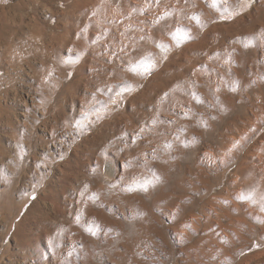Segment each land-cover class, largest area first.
Listing matches in <instances>:
<instances>
[{"label": "rangeland", "instance_id": "rangeland-1", "mask_svg": "<svg viewBox=\"0 0 264 264\" xmlns=\"http://www.w3.org/2000/svg\"><path fill=\"white\" fill-rule=\"evenodd\" d=\"M80 1H83V0H80ZM111 1L115 2V0H111ZM35 3H37L36 0L35 1L33 0L32 2H30L31 6L33 4L36 5ZM43 4L41 3L42 7H40V4L37 6V8L36 6H34V8L37 9L38 16L41 19H39L38 16L36 18H38L39 20H42V21H38L39 22L38 24L41 23V25H36L34 27V29H36L34 30L35 31L34 33H39L41 32V30L42 31L45 30L49 32L47 28L48 25H46L47 17L45 14V12H47L46 9L48 7L43 6ZM25 5L27 6L28 4H26V1L24 0H0V264H21L22 259H23L22 258L23 253L28 252L30 248L31 249L34 248V244L36 243L35 240L38 239V235H40V233L44 231L45 227L47 226L45 230L53 228L54 226H55L54 227L55 229L57 223L64 224L63 222L64 220L66 222L70 220L69 223L65 222L66 223L65 226H63L62 224L63 226L62 229L63 228L67 229L66 232L63 229L66 234L67 233L72 234V232L73 233L75 232L78 234L80 233L78 237L79 240L74 239L75 241L78 240L80 242L74 241L73 242L74 245L69 244L70 246L69 248H71L70 250H72V251H69L70 253L68 254L69 264H74V263L81 264L82 262L83 263L85 262V264H87V262L88 264H91V262L97 263V264H104L105 261L103 260V258L98 257V255L105 254L106 252H107L106 255L108 254L109 256L108 264H116V263L118 264V261H119V264L120 263L121 264H125V263L126 264H186V263L191 264V262L192 264H264V208H262V205H264V192L259 189V181L264 179L263 178L264 168L259 166L260 160L262 161V159H264V128H263L264 127V121H263L264 120V117H263L264 116V110H263L264 109V106H263L264 97H260L261 99L258 98L257 96L259 94L256 96V92H255L257 91L258 93H260V95L264 94V76H263L264 67H262L263 65L257 67V70H256V67L254 68V66L252 65H246L245 62L247 59V55H246L247 51L243 53L242 55L239 54L238 56L231 55L230 57L229 56L222 57V59L228 61L229 64L231 65L230 71H227L224 68H219L213 62L212 64L215 67L212 65L213 67L208 68V69H211V68L214 69L216 67L219 68V69L218 68L215 69V71L211 70L214 72V74L210 73V75H215V74L217 75L218 73H222L223 71L226 73V74L223 73L222 74L223 76L221 74H218L222 76L221 78L224 77V79L219 78L220 81L222 80L220 82L221 83L220 88H222L220 91H219V86H218L219 84L211 85L212 86L211 88L209 85V82L206 83L209 80L207 78L209 75L206 76V73H203L200 76L202 79V83L204 82L203 79H205L206 77L205 82H204L206 83V86L205 87L200 86L198 87V89L195 88L197 89V93H194L195 90L194 92L192 91L193 93H190V94H193L192 97H189L188 95H186L187 92H183V91L176 92V90L174 89V86L169 91L172 92L175 90L173 95H175L174 97H176L177 99H175L173 95L170 96L171 92L169 93L166 92L168 87L167 89L164 88L165 91L163 90L165 92L164 96L166 93L169 94V96L168 94H166L167 96L165 97L167 98L163 97V95L160 96L163 93V91L159 90L160 92H162L160 93L157 89L151 88L153 92L150 89L151 92L150 91L148 92L150 93L148 95L149 98L146 99V102L148 100L150 102L146 103V102H139V100L135 101L137 113L134 115L135 117H133V114H130V112L126 111V106L128 105L131 99L135 98L136 96L137 97L141 96V92L143 94L144 91L150 87V85L148 87L149 80H147V83H145L146 81L145 79L144 81L139 82L140 80H143L142 74H141L143 70L142 69L143 65L142 64L140 66L134 65L135 62L137 61V58L142 56L141 55L142 48L139 47L140 49L138 50L137 57L133 60L134 62V64L132 65L133 70H129V72L131 71L129 73L131 77L128 74L127 78H124V80L122 79L121 80L122 82H118V84L115 85L117 87L118 85H120L119 87L121 89L125 88V89L119 90L120 88L118 87V91L115 90V93L112 96V97L119 96L121 98L122 104H120V106H118L114 111H112L109 114V116L107 115L103 117L104 119L102 117L98 119V117H100L99 115H101L100 113H103L108 108L106 101L105 102L101 101L100 104L98 102L99 106H97L98 104L94 103L93 106L95 107H91L92 105H90V108H86L87 111L85 113L82 112V114H80L81 111L79 109H81L80 107H82L79 104L80 102L77 101L78 102L77 103L76 101L72 102L69 100L71 95L73 96V98L76 97L75 99H77L80 95H82L79 93H81V89L87 84V81L90 77L89 72H87V70H83L82 68V65L84 64L83 62H80L82 63L81 65L79 63L78 65H75V64L66 65V67H64V64H62L63 70H58L54 68L51 71L44 72L42 71V69L44 68L45 62H43L42 60L43 58H42L41 59L42 61L38 60V63L36 65V66L39 65L37 67L38 69L35 68L34 69L35 73H32L33 69L32 71L30 68H26L27 70L25 68L21 69L19 63L11 61V57H10L11 53L8 52L7 50V45L9 41L12 39L14 40V42L17 41L16 43L17 45H19L21 38H22L21 36H27L29 32V30L27 29L28 24H29L28 17H27L28 21L22 20V14H23V10H25ZM245 10H246V7L244 6L242 8V11H245ZM29 15L30 13L28 14V16ZM238 15H239L238 11L234 12L231 15L230 21L237 18ZM30 16H33V14ZM134 17L136 18L135 12H134ZM263 18H264V12L261 18V21L264 23ZM25 22H27L26 23L27 25L25 24ZM24 24L26 28H24ZM37 26L40 28V30H38L39 28ZM40 26H42V29ZM78 26L79 27L85 26L84 27L85 32L88 30V27H87L88 25L84 23L82 19H80V23ZM32 32H33V29H32ZM142 34L143 33H139L140 36H142ZM130 35H134V34L131 33L129 34V36ZM155 36L159 38L158 34H155ZM262 36L264 38V34ZM133 37H132V40H133ZM152 48H155V50L159 49L155 45H153ZM152 51L153 50L150 48L147 49V54L151 53ZM63 55L67 56L66 53H63ZM204 60L205 59H203V61ZM247 66H249L248 69H247ZM253 68L255 70H253ZM216 70L217 71L223 70V71L217 72ZM135 71H138L139 73ZM253 71H255V74ZM257 71L258 72L261 71L259 72L260 75ZM232 72L236 73L234 74L236 75V77L233 75ZM52 73L56 74V76L59 74L61 75L65 74L68 76L65 82L63 83L62 88H59V89L55 88V82L53 78H51L50 76ZM132 77L133 79H135L134 81L137 80L138 82H134L133 79L131 81ZM234 77L237 79H235ZM258 79L260 83L259 82L257 83ZM47 80L49 81V85L47 84L44 85ZM130 82L132 83L130 84ZM227 84H230V85H227ZM258 84H261L260 87ZM163 85H164V82H163ZM167 85L171 88V85L169 84ZM143 87L146 89H144ZM207 87L210 88L209 89L210 91L206 89ZM257 87H259L263 93ZM261 87L263 89H261ZM216 88L218 89L217 90L218 95L222 94L223 96L222 100L218 99V97L220 98L221 95L217 96V99L215 100L216 97L213 96V91ZM44 90L47 91V93ZM129 90H131L129 97L127 98L123 97V95H125L124 93L129 92ZM202 90L203 92H205L204 94H206L209 99L204 98L201 95H200L201 97L199 96ZM156 91L159 93V95ZM206 91L208 92V94ZM120 92L123 95H121ZM154 92L157 93V95ZM240 92H241V95H240ZM175 93H178V94L176 95ZM39 94L41 98L39 97ZM254 94L257 98L254 96ZM177 96H179L180 98ZM32 97L33 98L35 97V99L32 100ZM66 97L67 99H65ZM159 97H163V98H159ZM169 97L170 98L173 97V98H171L170 100ZM213 97H214V100L212 99ZM197 98L198 100H195ZM161 99L163 100L161 101ZM165 99H167V101ZM164 100L165 102L162 103ZM254 100L255 102L256 101L257 102L255 103ZM157 101H159V103ZM186 101L191 102L194 105L196 110L201 109L200 112L202 113L205 119L202 120L203 117L201 113L200 114L195 113L193 115H192V113H194L193 111H190L189 114L182 113L181 108L183 107ZM258 101L263 102L262 103L263 105H258V104H261ZM73 103L74 104L76 103L75 108H74ZM160 103L162 104L160 105ZM173 103H175L176 105L179 104L180 106H182L179 109L180 111H177V112L175 111V108H174L175 105H172ZM181 103L183 105H181ZM170 104H171V107H170ZM207 104L209 105V108L207 107ZM256 105H258L257 107L259 109L255 107ZM145 106L148 107L147 108L148 110H145L146 109ZM162 106L164 107V109ZM262 106H263V109H262ZM260 108L263 110V112ZM91 109L93 110L91 111ZM172 109H174V112ZM209 109H212V110H209ZM83 110L85 109H82V111ZM161 110L166 114L167 113L169 115L171 114L170 117H167V115H164V113ZM255 110H257L258 112ZM93 112H97L96 113L97 116ZM88 113L90 115L92 114L94 115L92 117L90 115L87 116ZM148 113H149V117L147 115ZM154 116H156L157 118ZM153 117L156 118L157 120L153 119ZM164 117L169 118V119L163 120V119H166ZM255 117L257 118V121L253 120ZM147 118L148 119L150 118L153 120L149 119V122H148ZM27 119L31 120V122H26ZM121 119L124 121L122 122ZM189 119H191V121ZM126 120L127 121L130 120V122L133 121L132 123L141 127V129L139 127L136 129L137 133H135L134 135L135 141L133 142L134 144L132 142L130 143L131 146L125 145V142H124V141L131 140L130 137L133 134L131 133V131L128 130L129 127H127L128 131H125L126 129L125 122H127ZM160 120L161 121L163 120V121L161 122ZM120 121L122 124L120 123ZM135 121L137 122L135 123ZM251 121L253 123H251ZM258 121H260V123L257 126L259 127L260 130L256 127V125H254V123L256 122L255 124H257ZM84 122H86L85 123L86 125L84 124ZM147 122L149 124H147ZM167 122H170L169 124L171 127L169 126V124H167ZM123 123H124V126H123ZM43 124L44 126L48 125V133L46 134L42 132V129L44 127L42 126ZM134 124H132V126ZM249 124H251L252 126ZM136 125H135V128L137 127ZM247 125H248V128L250 129L247 128ZM52 127H53V130H52ZM255 127L258 130L257 129L254 130ZM148 129L149 131L152 130L153 132L151 134H148L149 133V132L147 133ZM154 130L156 132H154ZM161 130H162V133L164 134L161 133ZM252 130L256 132V134L253 133ZM60 133L61 134L63 133V134L61 135ZM64 133L67 135H65ZM159 133H161V135ZM237 133H241V134L237 135ZM71 134H72V137L74 136L76 138L74 139L71 138ZM144 134L145 135L148 134V135L145 136ZM153 135H155V137ZM187 135H191L190 138L195 143V144H192L190 147L188 146V144L191 142V139L188 140L187 142H183L182 140V138H185ZM195 135H197L200 138H198ZM56 136L58 137L56 138ZM59 136L60 137L63 136V137L60 138ZM143 136L145 137L152 136L153 139L151 137L149 138L151 142H153L154 138L158 136L156 140H154L153 142L157 146L154 144L153 145L156 146L157 148L158 147L160 148L158 149H156V147L154 148L151 142H149L148 139ZM161 136L164 138V140ZM234 136L236 137L237 140L232 138ZM237 136L239 137L237 138ZM244 136H247L248 138L247 137L244 138L245 140L242 139ZM124 137L126 138L124 139ZM229 138H230V141H229ZM71 139H73V142L71 141ZM168 139H170L171 141L170 140L168 141ZM63 140L68 141L67 143L68 147L65 144H63L64 145L63 149L65 151H63L62 153H59V151L57 150V147H59L58 146L59 143H61L62 145V142H64ZM144 140H147L149 144L147 143V141H145L144 143ZM233 140L237 142L235 145L236 148L233 145L234 149L239 150L238 152L234 150V152H236L235 154L237 155L233 154V149H228L229 146L232 147L231 141L233 142ZM137 141L138 142L141 141V142L138 143ZM195 141H198L201 144ZM242 141H244V143ZM135 142H137V144ZM226 142L229 143L230 145L227 144ZM123 143H124V146L128 147V150L126 149L127 150L126 152H129L131 157H133V154L135 156H134L133 162L131 160V157L128 156L130 157L129 163L131 166L128 163H126L125 167L126 168L128 167L127 170L129 172L124 171L126 170V168L122 169L121 171L123 173L120 171V176H119L120 178L117 177L118 179L113 180L111 179V177L109 178V176L105 174V171L107 172L112 171L113 165L110 162L118 159L119 157L121 158L122 155H123L122 158L125 156L126 152L123 150V147H122ZM178 143L179 145H176ZM143 144H146V145H143ZM238 144H241V145H238ZM185 145L187 146L185 147ZM147 146L149 147L151 146V147L148 148ZM237 146H239L238 147L239 149L237 148ZM152 147H153V150H152ZM225 148L229 150V151H226V153H224ZM149 150L151 152H149ZM133 151H135L136 153H134ZM209 152L211 154H209ZM228 152H230L229 153L230 155L228 154ZM148 153L152 157H150ZM204 153L207 156L214 155L216 153L219 154V155L216 154L218 157L217 161L219 160L218 161L219 166L218 167L217 165L213 166L215 170L214 168L210 169L211 172H209V175L207 176V180L201 181L202 178H198L199 171L197 170H200L201 168L205 167L204 163H201V161L199 160L201 156L205 155ZM53 154L55 155L54 158L51 157ZM60 154H62L63 157L64 156L66 157V162L64 161L65 159L63 160V157ZM129 154L127 153L126 156ZM226 155H229L230 157L227 156L226 158ZM116 156H118V158ZM220 156L222 157L221 160H220ZM223 157L225 159H223ZM147 160L150 161L148 163L149 165L148 164L146 165V163L148 162ZM63 163L65 165L69 163L68 164L69 168L73 165L71 168L72 170L71 169L69 170L68 168V174L71 171L70 175H72V173L77 170L82 173V169L85 168V171L87 172L84 173L85 171H83L82 174H86L85 177L88 175L87 178L91 181V183L88 182V180H86L87 178H85L84 176H81L82 175L81 174L79 176L80 179L78 178V181L80 180L81 181L78 182V184L81 183L82 185L81 184L80 185L82 187L83 185L85 186L86 184H89L93 187V189L91 188V191H89L91 187L90 186L89 189H87L86 191L85 189L88 188L86 187L87 185L85 186L86 188L84 187L85 189H83L79 185V187H81L82 189L81 188H78V189L85 190V192L83 191V194H82L81 190H80L81 192L76 188L75 189L77 191L75 189L72 190L73 188L72 187L70 191L68 192V195L66 196V198L63 199V202L60 208L61 214L57 215L58 219L55 217H52L50 218L51 220L43 219L42 213L40 212L41 211L40 208L38 209L35 208L32 210L33 203L36 200H38V196H39L38 194H34L31 197V199L27 202V204L24 206V209L21 212L20 216L17 218V221L14 224V229L10 231L9 228H7L8 224L10 223V220L12 222L15 215L19 213V209L22 206L25 198L30 194L31 189L34 186H36V183L38 182V180L36 179L39 177L41 178H45V176L47 177L48 174L46 171H48L49 166L52 164H53V171L55 173L48 175L49 176L48 178L52 179L50 177L55 176V178L53 179H60L62 177V170L60 173V168L61 167L63 168L65 166ZM197 163H200V164H197ZM79 164L82 168L79 167ZM56 165L57 167L55 168ZM75 165H76V168H75ZM58 167L60 168L57 169ZM73 167L77 170H75ZM78 167L80 170L78 169ZM105 167L110 170L105 169ZM130 167L132 170L130 169ZM57 170L59 171L57 172ZM42 173H44L45 175L44 174L42 175ZM237 175L239 177H241L242 175V177L240 178L239 181L236 182L235 176ZM82 180L85 181V184L83 183ZM149 181L151 183H148ZM195 181H198V182H195ZM98 187L101 188L102 192H100V190L98 191L96 190V189H99ZM145 187H147V190H145ZM194 187L195 188L199 187V188L195 189ZM40 189H41L40 192L43 191V187H41ZM93 190L96 191L97 195L93 193L95 192ZM78 191L81 194V197L84 198L85 201H86L85 197L89 196L88 193L86 192H90V197L92 196L94 197V199L97 198L95 199V201H97L98 199L100 200L95 202L92 197L91 199L89 197L87 198V200L89 201V202L87 201L88 202L87 205H84L86 204L84 203L85 201H80L84 203L83 205L80 204L82 206H88L89 204H91L89 207H86V209L85 207H83L85 210L84 212H81L83 209H79L76 204L77 197L80 195ZM97 192H100V193H97ZM102 193H104V195ZM173 193L174 194L178 193L177 195L184 194V196L187 197V199L182 196L184 200H182L183 198L179 199L178 197L177 198L178 200L176 201L175 198L177 195L175 196ZM100 195L103 197H101ZM135 196L136 198L138 196L137 200ZM191 196H192V200L190 199ZM241 196L250 197V199L241 200L240 199ZM72 198H75L76 201ZM185 200H187V202ZM130 201L132 202L129 203ZM126 202L128 204H126ZM98 203L102 204V205H99V208L97 207L98 209H100L98 210L99 212L96 211L97 210L96 204L98 205ZM70 204H73V205H70ZM105 205L107 208H105ZM74 206L77 207L78 209H76ZM108 206L109 207L111 206L112 208L111 207L108 208ZM121 207H125V208H121ZM237 207L239 208L237 209ZM71 208L74 210H71ZM248 208L249 210H247ZM101 209L103 211H101ZM111 209L115 211H112L113 212L112 213ZM120 209H124V210L126 209V210L124 211ZM221 209L223 210L222 212H221ZM78 210L80 211V213ZM224 210L225 212L228 211V214L224 213ZM250 210L251 211L255 210L253 211L252 216L249 214V213H252ZM91 211L96 215V218ZM173 211H175L176 213L175 212L173 213ZM191 211L199 214L200 219L201 217L202 219L204 218L202 220L203 223L200 221L202 226L200 225V223L199 224L197 223V220L199 219L195 220V218L197 217L199 218V215L197 216V214H194L195 215L194 217ZM107 212H109L110 220L112 219L115 220L113 221V224H115V226L112 223H110L111 221L109 222V224H106L109 221ZM133 212L134 214H132ZM64 213L66 216L64 215ZM91 213H92L91 216H93L97 220H98L97 217L102 216L103 217L102 222L100 221V218L98 222L93 217L92 219L88 218L90 217ZM96 213L99 216H97ZM220 213H221V216H219ZM222 213H224V215ZM214 214H216L218 217L214 218L215 217ZM75 215L79 217H76ZM164 216L166 217L164 218ZM73 217H76V219L74 218V220L76 221L73 220ZM232 218H234L235 222L232 221L233 220ZM88 219H91V221ZM192 219L193 221H191ZM206 219L207 221L209 219L208 221L209 223L205 222ZM72 220L74 222H77L76 224L79 223L78 224L79 226L82 225V228L87 223L88 224L85 227H89V224H92L95 222L97 223L92 224L93 226H91L90 230H88L89 228H83V230H81L82 229L81 227H79L78 225L76 226V224L73 223L75 225H72V226L70 225V226L73 229H75V231L73 230L71 232L72 228L70 227L68 230V227H69L70 222L71 223L73 222ZM81 220H82V223L79 222ZM51 221L56 224L52 223ZM83 221L86 222V224H83ZM116 221L117 222L119 221L118 222L119 225L117 223H114ZM120 221L122 224L120 223ZM49 222H51L52 225ZM194 222H195V226L193 225ZM154 223L156 224L158 223L157 225H155L156 227L153 225ZM180 223H182V225ZM204 223L207 224L208 226L206 225L207 226L206 227ZM101 224L104 228L101 226ZM111 224L113 226L109 227ZM162 224L163 226H161ZM40 225H42V227ZM176 225L178 226L176 227ZM192 225L194 226V229ZM58 227L60 228L61 225H59ZM77 227H79L80 229H78ZM98 227L100 230L98 229ZM112 227L114 228V230H116L114 233L112 232L114 231ZM115 227L117 229H115ZM197 227L199 230L198 229L195 230V228ZM59 228L58 229L56 228L54 232L53 231L51 232V234H53L55 238H59L57 237L59 236L57 232L58 230L59 231L62 230L61 228L60 229ZM104 229L107 233H110L108 234V236L109 237L112 236L111 238L107 236V233L104 232ZM97 230H99V232ZM117 230L120 231L118 232V234H116ZM190 230H192V233ZM85 231L92 233L93 236L90 233H86ZM100 231H101V235H100ZM195 231H198V232H195ZM64 232H63V235L65 234ZM170 232L173 234H170ZM175 232L177 234H175ZM84 233H86V235ZM95 233L99 234L100 236L104 235L102 237L103 239L99 240L98 237H95ZM16 234H18L19 239L23 240L24 248H22V245H20L21 247H19V244H17L18 238L16 237ZM189 234L190 235L194 234V236L191 237ZM115 235L116 237H114ZM188 235L190 236L191 239L189 238ZM87 237L89 240H86ZM107 237L111 241L107 242L106 240ZM120 237L122 238V240H120ZM94 238L95 240H93ZM96 239L98 240L96 241ZM60 240L59 241L56 240L54 244L57 254H60L59 250H61L60 245L62 244L61 243L62 241ZM92 240L95 241L96 243L93 242ZM102 240L105 241L106 243L105 242L103 243ZM89 241L91 244L89 243ZM124 241H126L127 243ZM86 243L88 245H84ZM92 244H96V246L93 245L94 246L93 247ZM119 245H120V248H119ZM97 247L98 249L96 250ZM19 249H22V250H19ZM87 250L90 251V253ZM119 253L120 254L122 253V254L120 255ZM17 255L18 256L20 255L21 257L19 256L20 258L18 259ZM112 261H115V263Z\"/></svg>", "mask_w": 264, "mask_h": 264}, {"label": "bare ground", "instance_id": "bare-ground-1", "mask_svg": "<svg viewBox=\"0 0 264 264\" xmlns=\"http://www.w3.org/2000/svg\"><path fill=\"white\" fill-rule=\"evenodd\" d=\"M26 1V4L30 5V6H26L25 5V10H23V14H22V20H27V17L29 19V24H28V35L27 36H21V41H20V44L17 45V41L14 42V40H10L8 45H7V50L8 52L11 53L10 57H11V61L12 62H17L19 63L21 69H26V68H30L32 73H35L34 72V69H38L37 67L39 66H36L37 63H38V60H43V62H45L44 64V68L42 69V71L44 72H47V71H51L52 69L56 68L58 70H63V67H62V64H64V67H66V65H78L80 62H83L84 64L82 65V68L83 70H87V72H89V79L87 81V84L81 89V93L79 94H82L80 95L77 99L73 98V96L71 95L70 96V101H79L80 105L82 107H80L81 109H78L81 111L80 114H82V112H86V108H90V105H92L91 107H95L93 106L94 103L100 104L101 101H106L107 105H108V108L106 109V111H102L103 113H100L101 115H99L100 117H98V119H100L101 117H105V116H109V114L114 111L118 106H120V104H122L121 102V98L119 96H113V94L115 93V90L118 91V87L120 85L115 86L118 84V82H122L121 80L124 78H127L128 77V74L131 72H129V70H133L132 69V65L134 64L133 60L137 57V53H138V50L140 49L139 47L142 48L141 50V57H138L137 58V61L135 62L134 65L136 66H140L141 64L143 65V70H142V78L143 80H140L139 82L141 81H144V79L146 80L145 83H147V80L148 81V87L150 85L149 88H147V90L144 91V93L142 94L141 92V96L139 97H135L133 99L130 100L129 98V103L128 105L126 106V111L130 112V114H133V117H135L134 115L137 113V110H136V106H135V101L139 100V102H146V99L149 98V94L148 93L150 91V89H157L158 91H165L164 88L168 89L166 90V92H171L169 91L170 89H172V87L174 86V89L176 90V92H187L186 95H188L189 97H192L193 94H190V93H193L194 90L195 92L194 93H197V89L198 87H202V86H206V83L209 82V85L210 87L212 88L211 85H218L219 86V91L222 89L220 88L221 86V81L219 78H221L223 75V73H225L223 70H216L217 72H221L223 71L222 73H218V74H221L222 76L220 75H210V73L214 74L213 71H215V69H217L218 67L219 68H224L225 70L227 71H230L231 69V65L229 64L228 61L222 59V57H226V56H231V55H235V56H238L239 54H243L245 53L246 51V55H247V59H246V65H252L254 66V68L256 67V70H257V67L263 65L262 67H264V38H263V34H264V23L261 21V18L263 16V12H264V0H160L159 4L156 3V0H115V2H112L111 0H83V1H80V0H36L37 3H35L36 5H32L30 4V2H32L33 0H24ZM35 1V0H34ZM25 3V2H24ZM41 3L43 4V6H47L48 8L46 9L47 12H45L46 14V17H47V23L46 25L49 32L48 31H45V30H41V32L39 33H34L36 29H34V27L36 25H41L38 24L39 22L38 21H42V20H39L41 19L39 16H38V13H37V6L40 4V7L41 6ZM34 6H36V8H34ZM246 7V10L245 11H242V8L243 7ZM24 9V7H23ZM39 9V8H38ZM238 11L239 12V15L237 18H235L234 20H231L230 21V18H231V15ZM39 12V10H38ZM134 12H135V15H136V18L134 17ZM30 13V15L33 14V16H28V14ZM17 15V14H16ZM39 17L36 18V17ZM43 16V15H41ZM80 19H82L84 21V23H86L88 26V30L85 32L84 31V27L85 26H81L79 27V23H80ZM264 19V18H263ZM17 20V19H15ZM28 21V20H27ZM27 22H25L26 24ZM44 23V24H45ZM24 24V28H26ZM82 24V23H81ZM27 25V24H26ZM43 26V25H42ZM42 26L41 29H42ZM38 27V26H37ZM39 28V27H38ZM32 29H33V32H32ZM27 30V31H28ZM40 30V28L38 29ZM37 30V32H38ZM47 30V29H46ZM21 33V32H20ZM26 33V32H25ZM133 33L134 35H130ZM139 33H143L142 36L139 35ZM155 34H158L159 35V38L155 36ZM23 35V34H22ZM128 35V37H127ZM20 36V35H19ZM134 36V37H133ZM132 37H133V40H132ZM14 39V38H13ZM17 39V38H16ZM19 43V42H18ZM143 44V45H142ZM155 45L157 46L158 50H155V48H152V46ZM152 49L153 51L151 53H148L147 54V49ZM145 51V52H144ZM63 53H66L67 56H64ZM78 58V59H77ZM58 59V60H57ZM77 59V60H76ZM203 59H205L203 61ZM241 59V58H240ZM41 60V61H42ZM231 61V60H230ZM212 62L214 64H216L218 67L214 68V69H208L210 67H213L214 65L212 64ZM82 63H80L81 65ZM213 65V66H212ZM41 66V65H40ZM251 66V67H252ZM69 67V66H68ZM215 67V66H214ZM249 66H247V69H248ZM250 67V68H251ZM138 68V67H137ZM218 68V69H219ZM253 68V70H255ZM203 69V70H202ZM262 69V68H261ZM27 70V69H26ZM66 70V69H65ZM136 70V69H135ZM141 70V69H140ZM213 70V71H211ZM39 71V70H38ZM71 71V69H70ZM139 71V70H138ZM138 71H135V72H138ZM203 71V72H202ZM237 71V70H236ZM235 71V72H236ZM250 71V70H249ZM28 72V71H27ZM64 72V71H63ZM133 72V71H132ZM141 72V71H140ZM254 74H255V71H253ZM258 72V71H257ZM261 72V71H259ZM258 72V73H259ZM264 72V71H263ZM37 73V72H36ZM65 73V72H64ZM67 73V72H66ZM139 73V72H138ZM203 73H206V76H208L207 78L209 79L206 83L205 82V79L204 82L202 83V79H201V74ZM233 73V72H232ZM133 74V73H131ZM226 74V73H225ZM228 74V72H227ZM236 74V73H233V75ZM33 75V74H32ZM70 75V74H69ZM87 75V73H86ZM205 75V74H204ZM232 75V76H233ZM260 75V73H259ZM35 76V75H34ZM38 76V75H37ZM36 76V77H37ZM51 78H53L54 82H55V88L56 89H59V88H62V85L63 83L65 82V80L67 79V75L63 74H59L56 76V74L52 73L51 75ZM56 76V77H55ZM129 76L131 77V75L129 74ZM141 76V75H140ZM219 76V77H217ZM236 77V75H234ZM239 76V74H238ZM237 76V77H238ZM258 76V75H257ZM264 76V75H263ZM139 77V76H137ZM234 77V78H235ZM248 77V76H247ZM218 78V79H217ZM241 78V77H240ZM133 77L131 78V81H132ZM137 79V78H136ZM221 79H224L221 78ZM226 79V78H225ZM229 79V78H227ZM233 79V78H232ZM237 79V78H235ZM127 80V79H126ZM129 80V79H128ZM135 79H133L134 81ZM139 80V79H138ZM70 81V80H69ZM225 81V80H224ZM83 82V81H82ZM134 82H138L137 80L134 81ZM163 82H164V86L163 85ZM232 82V81H231ZM235 82V81H233ZM260 83L259 79L257 80V83ZM132 82H130L131 84ZM40 84V83H39ZM49 85V81L47 80L46 83L44 85ZM138 84V83H137ZM171 85V88L167 85ZM232 84V83H231ZM122 85V83H121ZM143 85V84H142ZM227 85H230V84H227ZM259 87L261 84H258ZM65 86V85H64ZM127 86V85H126ZM137 86V85H135ZM147 86V85H146ZM236 86V85H235ZM243 86V85H242ZM257 86V85H256ZM129 87V86H128ZM131 87V85H130ZM142 87V86H141ZM145 87V85H144ZM143 87V88H144ZM217 87V86H216ZM257 87V88H259ZM120 88V87H119ZM197 88V89H195ZM122 89H125V88H122ZM121 88L119 90H122ZM146 89V88H144ZM151 89V91L153 92V90ZM208 89V91H210L209 89L210 88H206ZM261 89H263L261 87ZM47 90V89H46ZM69 90V89H68ZM80 90V88H79ZM132 90V89H131ZM129 90V92H125L123 95L121 92V95H123V97H129V94L131 93ZM137 90V89H136ZM174 90V91H175ZM217 88L214 89L213 91V96H215V100L217 99V96H220L221 97L218 99H221L222 100V94L218 95V92H217ZM229 90V89H228ZM260 90V88H259ZM258 90V91H259ZM45 91V90H44ZM142 91V90H141ZM150 91V92H151ZM159 91V92H160ZM160 92L162 93L160 96L163 95V97L167 96L166 93L165 96H164V92ZM174 91L171 92L170 96L173 95ZM193 91V92H192ZM227 91V90H226ZM255 91V90H254ZM262 92V90H260ZM47 93V91H45ZM123 92V91H122ZM157 92V91H156ZM203 92V90H202ZM200 92L201 94H199V96L201 95L202 97L204 98H208L206 94H204L205 92ZM207 92V91H206ZM256 92V96L258 98L260 97H264L262 94L260 95V93H258L257 91ZM43 93V92H42ZM45 93V94H46ZM119 93V92H118ZM127 93V94H126ZM155 93V92H154ZM158 93V92H157ZM157 93H155L157 95ZM227 93V92H225ZM263 93V92H262ZM44 94V95H45ZM53 94V93H52ZM154 94V95H155ZM176 95L178 93H175ZM208 94V92H207ZM119 95V94H117ZM159 95V93H158ZM185 95V94H184ZM197 95V94H195ZM240 95H241V92H240ZM69 96V95H68ZM75 96V95H74ZM148 96V97H147ZM169 96V94H168ZM175 95H173L174 97ZM181 96V95H179ZM177 96V97H179ZM198 96V97H199ZM200 96V97H201ZM226 96V95H224ZM255 96V94H254ZM253 96V97H254ZM255 96V97H256ZM39 97H40V94H39ZM47 97V96H46ZM122 97V96H121ZM146 97V98H145ZM157 97V96H156ZM163 97H159V98H163ZM171 97V98H173ZM187 97V96H186ZM195 97V96H194ZM240 97V96H239ZM256 97V98H257ZM41 98V97H40ZM167 98V97H165ZM170 98V97H169ZM168 98V99H169ZM170 98V100H171ZM175 99H177L176 97H174ZM180 98V97H179ZM35 97L33 98L32 97V100H34ZM67 99V97L65 98ZM151 99V98H150ZM184 99V98H183ZM181 99V100H183ZM209 99V98H208ZM214 100V97L212 98ZM261 99V98H260ZM263 99V98H262ZM37 100V99H36ZM35 100V101H36ZM46 100V99H45ZM158 100V99H157ZM160 100V99H159ZM163 99H161L162 101ZM167 101V99H165ZM165 100L162 102L164 103ZM174 100V99H173ZM195 100H198L195 99ZM200 100V99H199ZM219 100V101H221ZM256 100V99H255ZM254 100V102H255ZM40 101V100H39ZM69 101V102H70ZM160 101V102H161ZM190 101V99H189ZM194 101V99H193ZM207 101V100H206ZM44 102V101H43ZM147 102H150L149 100ZM146 102V103H147ZM159 103V101H157ZM169 102V101H168ZM208 102V101H207ZM206 102V103H207ZM211 102V101H210ZM239 102V101H238ZM253 102V103H254ZM257 102V101H256ZM255 102V103H256ZM259 102V101H258ZM78 103V102H77ZM153 103V102H152ZM160 103V105L162 104ZM177 103V102H176ZM183 103V101H182ZM181 103V105H183ZM204 103V102H202ZM234 103V102H232ZM261 104H258V105H263L264 103L263 102H259ZM263 103V104H262ZM76 104V103H75ZM75 104L73 103L74 105V108H75ZM99 104L97 106H99ZM167 104V103H166ZM169 104V103H168ZM215 104V103H214ZM219 104V103H218ZM225 104V103H224ZM231 104V103H230ZM48 105V104H47ZM46 105V106H47ZM104 105V104H103ZM106 105V107H107ZM143 105V104H142ZM141 105V106H142ZM159 105V104H158ZM172 105H175L172 106L175 108V111H180L179 109L182 107L178 105H176L175 103H173ZM258 105H256L255 107H257ZM105 106V105H104ZM148 106V105H147ZM151 106V105H150ZM264 106V105H263ZM263 106H262V109H263ZM77 107V106H76ZM163 107V106H162ZM170 107H171V104H170ZM201 107V106H200ZM207 107L209 108V105L207 104ZM211 107V105H210ZM214 107V106H213ZM229 107V106H227ZM231 107V106H230ZM260 107V106H259ZM104 108V107H103ZM145 110H148L145 106ZM151 108V107H150ZM161 108V107H160ZM168 108V107H167ZM165 108V109H167ZM223 108V107H222ZM254 108V107H253ZM258 108V107H257ZM256 108V109H257ZM44 109V108H43ZM48 109V108H47ZM77 109V108H76ZM82 109H85L82 111ZM164 109V107H163ZM227 109V108H226ZM259 109V108H258ZM261 109V108H260ZM261 109V110H262ZM49 110V109H48ZM90 110V109H88ZM93 109H91L92 111ZM152 110V109H151ZM173 112H174V109H172ZM201 110V109H200ZM200 110H196L194 105L191 103V102H185V104L183 105V107L181 108V112L182 113H188L190 111H193L197 114H200ZM209 110H212V109H209ZM229 110V109H228ZM249 110V109H248ZM264 110V109H263ZM262 110V112H263ZM43 111V110H42ZM78 111V112H80ZM150 111V110H149ZM162 111V110H161ZM165 111V110H164ZM168 111V110H167ZM206 111V110H205ZM257 111V110H255ZM77 112V110H76ZM143 112V111H142ZM152 112V111H151ZM163 112V111H162ZM169 112V111H168ZM253 112V111H252ZM258 112V111H257ZM256 112V113H257ZM261 112V111H260ZM83 113V114H84ZM93 113H97V112H93ZM141 113V112H140ZM164 113V112H163ZM172 113V112H171ZM87 114V113H86ZM99 114V113H98ZM129 114V115H130ZM144 114V113H143ZM142 114V115H143ZM146 114V113H145ZM151 114V113H150ZM154 114V113H152ZM158 114V113H156ZM206 114V113H205ZM259 114V113H258ZM261 114V113H260ZM48 115V114H47ZM65 115V114H64ZM90 114L88 113L87 116H89ZM94 114L90 115L91 117L93 116ZM148 117H149V113L147 114ZM163 115V114H162ZM164 115H167V117H170V115L167 113H164ZM169 115V116H168ZM173 115V114H172ZM177 115V114H176ZM191 115V116H192ZM202 115V113H201ZM200 115V116H201ZM255 115V113H254ZM97 116V114H96ZM127 116V115H126ZM138 116V115H137ZM153 116V115H152ZM187 116V115H186ZM190 116V117H191ZM258 116V115H257ZM47 117V116H45ZM140 117V116H139ZM146 117V116H144ZM143 117V118H144ZM156 117V116H154ZM153 119H156L154 118ZM161 117V116H160ZM203 117V115H202ZM213 117V116H212ZM259 117V116H258ZM264 117V116H263ZM44 118V117H43ZM49 118V117H48ZM89 118V117H88ZM95 118V117H94ZM152 118V117H151ZM166 118V117H164ZM192 118V117H191ZM201 118V117H200ZM46 119V118H45ZM91 119V118H90ZM89 119V120H90ZM104 119V118H103ZM137 119V117H136ZM145 119V118H144ZM148 119V118H147ZM150 119V118H149ZM149 119H148V122H149ZM153 119H150V120H153ZM169 118H166V119H163V120H167ZM172 119V118H171ZM187 119V118H185ZM205 119L204 117L202 118V120ZM251 119V118H249ZM253 119V118H252ZM261 119V118H260ZM28 120V121H27ZM26 122H31V120L27 119ZM40 120V119H39ZM38 120V122H39ZM92 120V119H91ZM97 120V119H96ZM157 120V119H156ZM162 120V121H163ZM191 121V119H189ZM254 121L256 120L257 121V118L255 117L253 119ZM252 120V121H253ZM263 120V119H262ZM261 120V121H262ZM42 121V120H41ZM44 121V120H43ZM50 121V120H49ZM94 121V120H93ZM101 121V120H100ZM119 121V120H118ZM121 121L123 122L124 120L121 119ZM120 121V123H121ZM127 121V120H126ZM159 121V119H158ZM161 121V120H160ZM161 121V122H162ZM170 121V120H169ZM251 121V123H253ZM264 121V120H263ZM48 122V121H46ZM128 122V123H127ZM125 122V125H126V129L125 131H131V133H133L131 135V140L129 141H124L125 142V145L127 146H131V142L133 143L135 141L134 139V135L135 133H137L136 129L139 127L137 126L136 124L127 121ZM137 121H135L136 123ZM147 122V124H149ZM154 122V121H153ZM160 122V123H161ZM173 122V121H171ZM184 122V121H183ZM247 122V121H246ZM43 123V122H42ZM50 123V122H49ZM86 122H84L85 124ZM91 123V122H89ZM93 123V122H92ZM116 123V122H115ZM134 124L132 126V124ZM156 123V122H155ZM159 123V122H157ZM170 122H167V124H169ZM245 123V122H244ZM256 123V122H255ZM256 127L259 129V127L257 125H259L260 121L257 122V124H255ZM40 124V123H39ZM45 124V123H44ZM44 124L42 126H44ZM47 124V123H46ZM109 124V123H108ZM111 124V123H110ZM117 124V123H116ZM119 124V123H118ZM122 124V123H121ZM120 124V125H121ZM240 124V122H239ZM86 125V124H85ZM92 125V124H91ZM135 125L137 126L135 128ZM146 125V124H145ZM180 125V124H179ZM190 125V124H189ZM251 125V124H249ZM262 125V124H261ZM117 126V125H116ZM123 126H124V123H123ZM154 126V124H153ZM161 126V125H160ZM170 126V124H169ZM188 126V124H187ZM194 126V124H193ZM252 126V125H251ZM54 127V126H53ZM53 127H52V130H53ZM56 127V126H55ZM91 127V126H90ZM94 127V126H93ZM119 127V126H118ZM127 127L128 130H127ZM144 127V126H143ZM171 127V126H170ZM254 128L257 129V128ZM261 127V126H260ZM51 128V127H50ZM49 128V129H50ZM121 128V127H120ZM141 129V127H139ZM154 128V127H153ZM156 128V127H155ZM179 128V127H177ZM194 128V127H193ZM247 128H248V125H247ZM262 128V127H261ZM264 128V127H263ZM139 129V130H140ZM146 129V128H145ZM144 129V130H145ZM152 129V128H151ZM160 129V128H158ZM210 129V128H209ZM235 129V128H234ZM250 129V128H248ZM257 129V130H258ZM55 130V128H54ZM65 130V129H64ZM143 130V131H144ZM153 130V129H152ZM147 131L148 134H151L153 131ZM156 130V129H155ZM154 130V132H156ZM166 130V129H165ZM228 130V129H227ZM243 130V129H242ZM260 130V129H259ZM111 131V130H110ZM124 131V133H125ZM238 131V130H237ZM236 131V132H237ZM42 132L44 134L48 133V125L44 126L43 129H42ZM53 132V131H52ZM55 132V131H54ZM85 132V131H84ZM160 132V131H158ZM157 132V133H158ZM165 132V131H164ZM234 132V130H233ZM253 133L256 134V132H254L252 130ZM258 132V131H257ZM57 133V132H56ZM71 133V132H70ZM87 133V132H86ZM109 133V131H108ZM130 133V134H131ZM141 133V132H140ZM161 133H162V130H161ZM161 133H159L161 135ZM174 133V132H173ZM245 133V132H244ZM249 133V132H248ZM247 133V134H248ZM61 134V133H60ZM63 134V133H62ZM61 134V135H62ZM65 134V133H64ZM128 134V133H127ZM126 134V135H127ZM147 134V135H148ZM164 134V133H162ZM179 134V133H178ZM184 134V133H183ZM235 134V132H234ZM241 133H237V135H239ZM250 134V133H249ZM254 134V135H255ZM55 135V134H54ZM67 135V134H65ZM82 135V134H81ZM129 135V134H128ZM140 135V134H139ZM145 135V134H144ZM145 135V136H147ZM180 135V134H179ZM53 136V135H52ZM64 136V135H63ZM62 136V137H63ZM143 136V137H145ZM155 137V135H153ZM159 136V135H158ZM157 136V137H158ZM163 136V135H162ZM161 136V137H162ZM178 136V135H177ZM197 136V135H195ZM201 136V135H200ZM58 136H56L57 138ZM60 137V136H59ZM60 137V138H62ZM67 137V136H66ZM81 137V136H80ZM137 137V136H136ZM140 137V136H139ZM142 137V135H141ZM152 138V136H150ZM150 137H145L148 139L149 142L150 141ZM156 137V138H157ZM191 135H187L185 138H182L183 142H187L188 140H190L191 138ZM198 137V136H197ZM239 136H237L238 138ZM247 136H244L242 139L246 138ZM58 138V139H60ZM71 138H76V137H72V134H71ZM126 137H124L125 139ZM144 138V139H145ZM156 138H154V140H156ZM163 138V137H162ZM200 138V137H198ZM226 138V136H225ZM233 139H236V137H232ZM231 138V139H232ZM248 138V137H247ZM66 139V138H65ZM69 139V138H68ZM73 139H71V141L73 142ZM123 139V138H122ZM134 139V140H133ZM138 139V138H137ZM136 139V140H137ZM153 139V138H152ZM171 139V138H170ZM168 139V141L170 140ZM228 139V138H227ZM113 140V139H112ZM139 140V139H138ZM153 140V142H154ZM164 140V138H163ZM167 140V139H166ZM165 140V141H166ZM173 140V139H172ZM195 140V139H194ZM237 140V139H236ZM245 140V139H244ZM64 142H62V145L61 143L58 144L59 147H57V150L59 151V153H62L63 151H65L63 149V144H65L67 147H68V141L67 140H63ZM75 141V140H74ZM77 141V140H76ZM145 141L147 140H144V143ZM147 141V143L149 144V142ZM171 141V140H170ZM200 141V140H199ZM229 141H230V138H229ZM241 141V140H240ZM247 141V140H246ZM138 142V141H137ZM137 142H135L137 144ZM141 142V141H140ZM138 142V143H140ZM151 142V144L153 145H156L155 143ZM158 142V141H157ZM176 142V141H175ZM174 142V143H175ZM195 142H198V141H195ZM228 142V141H227ZM226 142V143H227ZM244 143V141H242ZM241 142V143H242ZM71 143V142H69ZM143 143V142H142ZM162 143V141H161ZM166 143V142H165ZM200 143V142H198ZM232 143V147L234 145V147L236 148V143L235 140H233V142L231 141ZM242 143V144H243ZM134 144V143H133ZM147 144V145H148ZM164 144V142H163ZM168 144V143H167ZM192 144H195L194 141H192L191 139V142L188 144V146L190 147ZM201 144V143H200ZM229 144V143H227ZM226 144V146H227ZM74 145V144H73ZM122 145V144H121ZM139 145V144H138ZM143 145H146V144H143ZM153 145V146H154ZM160 145V144H158ZM175 145V144H173ZM176 145H179L176 144ZM230 145V144H229ZM238 145H241V144H238ZM245 145V144H244ZM157 146V145H156ZM154 146V148L156 147ZM162 146V145H161ZM187 145H185L186 147ZM197 146V145H195ZM123 150L126 152L128 150V147L124 146V143H123ZM148 148H150L149 146H147ZM199 147V146H198ZM229 146L228 149H233V154L234 155H237L235 154L236 152H238L239 150H236L234 149V147L232 148ZM239 146H237L238 148ZM243 147V146H242ZM65 148V147H64ZM71 148V147H70ZM69 148V149H70ZM136 148V147H135ZM138 148V146H137ZM136 148V149H137ZM144 148V147H143ZM146 148V147H145ZM160 148V147H158ZM156 147V149H158ZM127 149V150H126ZM147 149V148H146ZM239 149V148H238ZM71 150V149H70ZM121 150V149H120ZM145 150V149H144ZM143 150V151H144ZM152 150H153V147H152ZM177 150V149H176ZM221 150V149H220ZM226 153V151H229L227 150L226 148L224 149ZM234 150L236 152H234ZM136 151V150H135ZM135 151H133L134 153H136ZM146 151V150H145ZM173 151V150H171ZM183 151V150H182ZM232 151V150H231ZM149 152H151L149 150ZM199 152V151H198ZM197 152V153H198ZM222 152V154H223ZM55 153V152H54ZM65 153V152H64ZM68 153V152H67ZM129 154V152H126L125 153V156L126 154ZM155 153V152H154ZM230 152H228L229 154ZM132 154V152H131ZM153 154V153H152ZM151 154V155H152ZM205 154V153H204ZM209 154H211L209 152ZM214 154V153H213ZM217 154V153H216ZM214 154V155H210V156H207L206 154L201 156L199 158V160L201 161V163H204L205 167L203 168H199L200 170H197L199 171V176L198 178H202L201 181H204V180H207V176L209 175V172H211V168H214L213 166H216L217 167L219 166V160L217 161V155L219 154ZM221 154V153H220ZM62 155V154H60ZM68 155V154H67ZM66 155V156H67ZM149 155V153H148ZM225 155V154H224ZM230 155V154H229ZM229 155H226V158L227 156ZM123 156V155H122ZM116 156L118 159L110 162L112 163L113 165V170L110 171V172H107L105 171V174L107 176H109V178L111 177V179H118L117 177L120 176V171L122 169H125V165L126 163H129V159L131 157V155H127L126 157L124 156L123 158ZM130 156V157H128ZM134 154H133V157H131V160L133 162V159H134ZM150 156V155H149ZM174 156V154H173ZM232 156V155H231ZM52 158L55 157V155L53 154L51 156ZM60 157V156H59ZM63 157V155H62ZM139 157V156H138ZM141 157V156H140ZM143 157V156H142ZM152 157V156H150ZM225 157V156H224ZM223 157V159H225ZM230 157V156H229ZM221 156H220V160H221ZM65 159V160H64ZM63 160L66 162V157L64 156L63 157ZM130 160V161H131ZM141 160V159H140ZM148 162L146 163V165L150 162L149 160H147ZM64 162V163H65ZM146 162V161H145ZM198 162V160H197ZM63 163V164H64ZM248 163V162H246ZM67 164V163H66ZM69 164V163H68ZM65 165L62 169L60 167H58L57 169L60 168V173H61V170H62V177L60 179H53L55 178L54 177H50L52 179H49L48 175H51V174H54L55 172L53 171V164L49 166L48 168V171L47 172V177L45 176V178H37L36 180H38V182L36 183V186H34L31 191H30V194L25 198L22 206L20 207L19 209V213L17 215H15V217L13 218L12 222L10 220V223L8 224V227L9 230H13L14 229V224L16 223L17 221V218L20 216L21 212L23 211L24 209V206L27 204V202L31 199V197L34 195V194H38V200H36L34 203H33V206H32V210L35 209V208H40L41 209V213H42V216H43V219L46 220V219H50L52 217H55L57 218L58 214H61L60 212V208H61V205H62V202H63V199L66 198V196L68 195V192L70 191V189L72 188V190H74L75 188L78 189V188H81L82 184H78V178L80 179V175L83 173V171H85V168L82 169V173L80 171H78L76 168V165H75V170L77 171H74L73 169V173L72 175H70V173L68 174V168L69 166ZM127 164V166H128ZM197 164H200V163H197ZM55 165V164H54ZM140 165V163H139ZM145 165V166H146ZM149 165V164H148ZM196 165V164H195ZM246 165V164H245ZM73 166V165H72ZM72 166L69 168V170L72 168ZM108 166V165H107ZM131 166V165H130ZM135 166V165H134ZM259 166H261L262 168H264V159H262V161L260 160V164ZM57 167V165L55 166V168ZM79 167L80 164H79ZM78 167V169H79ZM109 167V166H108ZM141 167V166H140ZM260 167V168H261ZM82 168V167H81ZM128 168V167H127ZM124 170L126 172H129L128 170ZM45 169V168H44ZM99 169V168H98ZM103 169V168H102ZM105 169H107L105 167ZM131 169V167H130ZM197 169V168H195ZM72 170V169H71ZM80 170V169H79ZM96 170V169H95ZM107 170H110V169H107ZM132 170V169H131ZM134 170V169H133ZM191 170V169H190ZM215 170V168H214ZM59 170H57L58 172ZM264 171V169H263ZM44 172V171H42ZM53 172V173H52ZM56 172V173H57ZM87 171H85L84 173H86ZM91 172V171H90ZM122 172V171H121ZM133 172V171H132ZM144 172V171H142ZM190 172V171H188ZM194 172V171H193ZM41 173V172H40ZM104 173V172H103ZM123 173V172H122ZM121 173V174H122ZM135 173V172H134ZM44 173H42L43 175ZM59 174V173H58ZM57 174V175H58ZM131 174V173H130ZM129 174V175H130ZM137 174V172H136ZM144 174V173H142ZM197 174V173H195ZM264 174V172H263ZM45 175V174H44ZM56 175V174H55ZM86 174H82L81 176H84L85 177ZM90 176V175H89ZM122 176V175H121ZM128 176V175H127ZM143 176V175H142ZM192 176V175H191ZM58 177V176H57ZM88 175L85 177L87 178ZM236 178V182L240 180V178L242 177H239L238 175L235 176ZM59 178V177H58ZM120 178V177H119ZM253 178V177H252ZM256 178V176H255ZM264 178V177H263ZM82 179V178H81ZM195 179V178H194ZM85 180V179H84ZM86 180H88V182L91 183V181L87 178ZM99 180V179H98ZM97 180V181H98ZM192 180V179H191ZM256 180V179H255ZM77 181V182H76ZM83 181V180H82ZM242 181V180H241ZM250 181V180H249ZM36 182V181H35ZM87 182V183H88ZM195 182H198V181H195ZM194 182V183H195ZM252 182V180H251ZM83 183L85 184V181H83ZM115 183V181H114ZM185 183V182H184ZM79 185L81 187H79ZM87 185V186H86ZM85 186L88 187L86 188L84 185H83V189H85L87 191V189H89V187L91 185L89 184H86ZM97 185V184H95ZM101 185V184H100ZM173 185V184H172ZM190 185V184H188ZM146 186V185H145ZM180 186V185H179ZM186 186V185H184ZM193 186V185H192ZM43 187V191L40 192V188ZM85 187V188H84ZM162 187V185H161ZM178 187V186H177ZM81 188V189H82ZM91 188L93 189V187L91 186L90 187V190L91 191ZM99 189H96L97 191L100 190V192H102L101 188L98 187ZM173 188V187H172ZM191 188V187H190ZM195 188V187H194ZM193 188V189H194ZM199 188V187H197ZM195 188V189H197ZM75 189V190H76ZM81 189H78L79 191ZM95 189V188H94ZM105 189V188H104ZM185 189V188H183ZM192 189V188H191ZM259 189L262 190L264 192V179H262L261 181H259ZM85 190H81L82 191V194H83V191L85 192ZM175 190V189H173ZM177 190V189H176ZM77 191V190H76ZM78 191V193H79ZM80 191V192H81ZM95 191V190H93ZM105 191V190H104ZM128 191V190H127ZM144 191V190H143ZM197 191V190H195ZM199 191V190H198ZM100 192H97V193H100ZM106 192V191H105ZM177 192V191H176ZM180 192V191H179ZM189 192V191H188ZM192 192V191H191ZM88 193V197H85L86 201L84 200V198L81 197V194L77 197V201L75 200V198H72L74 199L77 203V206L79 209H83L81 212H84V210L86 209V207H89L91 204H89L88 206H82L84 203V205H87L88 204V200L87 198L90 197V192H86ZM96 194V191L93 192ZM182 193V192H181ZM186 193V192H185ZM85 194V193H84ZM92 194V193H91ZM94 194V195H95ZM104 195V193H102ZM159 194V193H158ZM174 194V193H173ZM178 194V193H177ZM177 194H174L175 196ZM180 194V193H179ZM197 194V193H195ZM72 195V194H71ZM87 195V194H86ZM85 195V196H86ZM97 195V194H96ZM95 195V196H96ZM186 195V194H185ZM76 196V195H75ZM84 196V195H83ZM101 196V195H100ZM99 196V197H100ZM181 196V197H180ZM184 194L183 195H177L176 198V201L178 200L177 198L179 197V199L183 198ZM188 196V194H187ZM72 197V196H70ZM92 197V196H91ZM90 197V199H91ZM103 197V196H101ZM134 197V195H133ZM132 197V198H133ZM195 197V196H194ZM94 199V197H92ZM136 198V196H135ZM134 198V199H135ZM140 198V197H139ZM172 198V196H171ZM187 199V197H185ZM189 198V197H188ZM71 199V200H72ZM81 199V200H80ZM89 199V200H90ZM97 199V198H95ZM94 199V201H95ZM102 199V198H101ZM104 199V198H103ZM138 199V196L136 198V200ZM174 199V200H175ZM192 200V196L190 198ZM189 199V200H190ZM100 200V199H98ZM97 200V201H98ZM173 200V201H174ZM184 200V198L182 199ZM180 200V201H182ZM227 200V199H226ZM74 201V202H75ZM80 201H85L84 203L80 202ZM88 201V202H87ZM91 201V200H90ZM95 201V202H97ZM135 201V200H134ZM140 201V200H139ZM170 201V200H169ZM187 202V200H185ZM65 202V201H64ZM132 201H130L129 203H131ZM179 202V201H178ZM93 203V202H92ZM101 203V201H100ZM114 203V202H113ZM157 203V202H156ZM177 203V202H176ZM175 203V204H176ZM180 203V202H179ZM182 203V202H181ZM21 204V203H20ZM82 204V205H80ZM116 204V203H115ZM126 204H128L126 202ZM125 204V205H126ZM172 204V203H171ZM70 205H73V204H70ZM99 205H102V204H99L98 205L96 204V208L98 207L99 208ZM122 205V204H121ZM236 205V204H235ZM113 206V205H112ZM128 206V205H127ZM173 206V205H172ZM171 206V207H172ZM179 206V204H178ZM177 206V207H178ZM238 206V205H237ZM247 206V205H246ZM73 207V206H71ZM75 207V206H74ZM81 207V208H80ZM85 207V209L83 208ZM111 207V206H110ZM108 206V208H110ZM131 207V206H130ZM129 207V208H130ZM174 207V206H173ZM172 207V208H173ZM187 207V205H186ZM76 209H78L77 207H75ZM97 208V212H99ZM105 208L106 205H105ZM103 208V209H105ZM112 208V207H111ZM116 208V207H115ZM121 208H125V207H121ZM176 208V206H175ZM221 208V207H220ZM239 207H237L238 209ZM247 208V207H246ZM262 208H264V205H262ZM88 209V208H87ZM92 209V207H91ZM133 209V208H132ZM138 209V207H137ZM178 209V208H177ZM71 210H74L71 208ZM94 210V209H93ZM109 210V209H108ZM120 210H124V209H120ZM126 210V209H125ZM124 210V211H125ZM172 210V209H171ZM176 210V209H174ZM179 210V209H178ZM249 210V208L247 209ZM64 211V210H63ZM66 211V210H65ZM79 211V210H78ZM77 211V212H78ZM101 211H103L101 209ZM112 211H115L113 209H111V212ZM162 211V210H161ZM194 211V210H193ZM191 211V213H193L192 215L195 217L194 214H197L195 212ZM223 210L221 209V212ZM230 211V210H229ZM238 211V210H237ZM246 211V210H245ZM251 211V210H250ZM249 211V212H250ZM255 211V210H253ZM253 211H251L252 213H249L251 216L253 214ZM18 212V211H17ZM92 212V211H91ZM163 212V211H162ZM175 211H173L174 213ZM179 212V211H178ZM184 212V211H183ZM213 212V211H211ZM232 212V211H231ZM40 213V214H41ZM80 213V211H79ZM93 213V212H92ZM92 213L90 214V217L88 218H91L93 216ZM102 213V212H101ZM108 213V223L106 224H109L112 223L113 224V221L115 220H110V217H109V212ZM113 213V212H112ZM171 213V212H170ZM176 213V212H175ZM224 213H227L228 214V211L225 212L224 210ZM224 213H222L224 215ZM39 214V215H40ZM94 214V213H93ZM97 214V213H96ZM100 214V213H99ZM118 214V213H117ZM115 214V215H117ZM124 214V212H123ZM134 214V212L132 213ZM213 214V213H212ZM65 215V213H64ZM79 215V214H78ZM103 215V214H102ZM112 215V214H111ZM168 215V214H167ZM170 215V214H169ZM174 215V214H173ZM191 215V214H190ZM199 214H197L198 216ZM215 217H218L216 214H214ZM66 216V215H65ZM76 216V215H75ZM80 216V215H79ZM79 216H76V217H79ZM95 218H96V215L94 214ZM97 216H99L97 214ZM114 216V215H113ZM202 216V215H201ZM219 216H221V213L219 214ZM255 216V215H254ZM61 217V215H60ZM76 217H73V220L74 218L76 219ZM118 217V216H117ZM166 216H164L165 218ZM171 217V216H170ZM190 217V216H189ZM206 217V216H205ZM225 217V216H224ZM11 218V219H12ZM27 218V217H26ZM24 218V219H26ZM72 218V217H71ZM81 218V217H80ZM94 218V217H93ZM94 218V219H95ZM97 219H95L97 222L99 221V218H100V221L102 222L103 220V217H97ZM163 218V216H162ZM169 218V217H168ZM172 218V217H171ZM207 218V217H206ZM209 218V217H208ZM213 218V219H214ZM58 219V218H57ZM91 219H88L91 221ZM93 219V220H94ZM199 219V220H197ZM204 219V218H203ZM202 217L200 219V215H199V218H195V220H197V223L201 225V222H202ZM234 221V218H232ZM51 220V219H50ZM60 220V218H59ZM62 220V219H61ZM72 220V221H73ZM83 220V219H82ZM82 220L79 221L82 223ZM86 220V218H85ZM84 220V221H85ZM92 220V221H93ZM94 220V221H95ZM154 220V219H153ZM167 220V219H166ZM212 220V219H210ZM236 220V219H235ZM25 221V220H24ZM58 221V220H57ZM63 221V220H62ZM70 221V220H69ZM66 222L65 220L63 221V223H57V225H61V229L63 226H65L66 223H69ZM76 221V220H74ZM70 222L69 224V227H68V230L69 228L72 226V225H75L77 222ZM83 221V224H86V222ZM89 221V222H90ZM162 221V220H160ZM159 221V222H160ZM164 221V220H163ZM171 221V220H170ZM176 221V220H175ZM193 221V219L191 220ZM201 221V222H200ZM209 221V219H208ZM207 219H206V223L208 222ZM52 222V221H51ZM51 222H49L51 224ZM61 222V221H60ZM66 222V223H65ZM95 222V223H97ZM119 222V221H118ZM118 222H114V223H117ZM158 222V223H159ZM235 222V221H234ZM54 223V222H52ZM75 223V224H73ZM80 223V224H81ZM95 223H92V224H95ZM121 223V221H120ZM157 223V224H158ZM164 223V222H162ZM169 223V222H168ZM203 223V222H202ZM209 223V222H208ZM44 224V223H43ZM56 224V223H54ZM63 224V226H62ZM79 224V223H78ZM76 224V226L78 225ZM88 224V223H87ZM86 224V225H87ZM92 224H89V227H83V228H89L88 230H90L91 226H93ZM107 225L109 227L111 226H115V224L113 225ZM122 224V223H121ZM156 223H154L153 225H157ZM172 224V223H171ZM182 225V223H180ZM205 224V223H204ZM234 224V223H233ZM46 225V224H45ZM52 225V224H51ZM49 225V226H51ZM56 225V228L58 229L59 225L57 226ZM71 225V226H70ZM119 225V224H118ZM146 225V224H145ZM179 225V224H178ZM176 225V227L178 226ZM180 225V226H181ZM195 226V222L193 224ZM192 225V226H193ZM207 224H205L206 226ZM235 225V224H234ZM42 227V225H40ZM79 226V225H78ZM102 226V224H101ZM100 226V227H101ZM106 226V227H107ZM117 226V225H116ZM160 226V225H158ZM163 226V224L161 225ZM194 226H193V229H194ZM202 226V225H201ZM204 226V225H203ZM208 226V225H207ZM206 226V227H207ZM39 227V226H38ZM44 227V225H43ZM47 227V226H46ZM45 227V229H46ZM55 227V226H54ZM53 228H50V229H47L45 230L44 228V231L42 233H40V235H38V239L35 240V244H34V248H30L28 252H24L23 253V256H22V263L21 264H69V257H68V254L70 253L69 251H72L70 250L71 248H69V244L70 245H74L73 242L78 239L79 237V234L78 233H73L72 231L75 229H73L72 227V234L70 233H65L67 229H64L62 230H58L57 234L59 236V238H55L53 234H51V232L56 229ZM82 228V225L79 226ZM79 227H77L78 229H80ZM103 227V226H102ZM101 227V228H102ZM105 227V228H106ZM156 227V226H155ZM59 228V229H60ZM66 228V227H65ZM75 228V227H74ZM76 228V229H77ZM83 228L81 230H83ZM104 228V227H103ZM108 228V227H107ZM113 228V227H112ZM111 228V230H112ZM121 228V227H120ZM118 228V229H120ZM192 228V227H191ZM41 229V230H43ZM93 229V228H92ZM91 229V230H92ZM99 229V227H98ZM115 229H117L115 227ZM192 229V230H193ZM197 228H195V230H197ZM79 230V231H81ZM87 230V229H85ZM100 230V229H99ZM99 230H97L99 232ZM108 230V229H107ZM110 230V229H109ZM114 230V228H113ZM153 230V229H152ZM165 230V229H164ZM163 230V231H164ZM180 230V229H179ZM192 230L191 233H192ZM199 230V229H198ZM103 231V230H101ZM101 231H100V235H101ZM116 230L112 231L113 233L115 232ZM63 232L65 233L63 235ZM68 232V231H67ZM78 232V231H77ZM86 233H90V232H87L85 231ZM93 232V231H92ZM95 232V230H94ZM93 232V233H94ZM104 232L105 229H104ZM111 232V231H110ZM118 231L116 232V234H118ZM167 232V231H166ZM195 232H198V231H195ZM86 233H84L86 235ZM103 233V232H102ZM107 233V232H106ZM190 233V234H191ZM194 233V231H193ZM224 233V232H223ZM39 234V233H38ZM56 234V233H55ZM82 234V233H81ZM92 235V233H90ZM89 234V235H90ZM95 233V237H98L99 240L103 239L102 237L104 236H100L99 234ZM108 234L110 233H107V236ZM169 234V232H168ZM170 234H173L170 232ZM175 234H177L175 232ZM189 234V235H190ZM112 235V233H111ZM188 235V236H189ZM82 236V235H81ZM93 236V235H92ZM106 236V235H105ZM119 236V235H118ZM191 237L194 236L193 235H190ZM189 236V238H190ZM198 236V235H197ZM16 237L18 238V242L17 244H19V247H21L20 245H22V248H24V243H23V240L22 239H19V236L18 234H16ZM109 237V236H108ZM107 237V242L108 241H111L109 240ZM112 237V236H111ZM109 237V238H111ZM116 237V235L114 236ZM175 237V236H174ZM196 237V236H195ZM93 238V237H92ZM172 238V237H171ZM62 239V240H60ZM75 239V240H74ZM96 239V241L98 240ZM105 239V238H104ZM115 239V238H114ZM176 239V238H175ZM191 239V238H190ZM57 241H62L60 245V248L61 250H59V253L60 254H57V251H56V248H55V242ZM79 240V239H78ZM77 240V241H78ZM86 240H89L88 237L86 238ZM95 240V238L93 239ZM92 240V241H93ZM120 240H122V238L120 237ZM127 240V239H126ZM172 240V239H170ZM189 240V239H187ZM75 241V242H77ZM84 241V240H83ZM82 241V242H83ZM103 241V240H102ZM198 241V240H197ZM72 242V243H70ZM80 242V241H78ZM95 242V241H93ZM105 241H103L104 243ZM119 242V241H118ZM126 242V241H124ZM177 242V241H176ZM191 242V241H190ZM195 242V241H194ZM90 243V241H89ZM96 243V242H95ZM106 243V242H105ZM113 243V242H112ZM111 243V244H112ZM127 243V242H126ZM187 243V241H186ZM91 244V243H90ZM100 244V243H99ZM102 244V243H101ZM108 244V243H107ZM123 244V243H122ZM121 244V245H122ZM190 244V243H189ZM196 244V243H195ZM83 245V244H81ZM84 245H88L87 243L84 244ZM96 244H92V246ZM105 245V244H104ZM191 245V244H190ZM58 246V245H56ZM76 246V244H75ZM106 246V245H105ZM104 246V247H105ZM111 246V245H110ZM94 247V246H93ZM122 247V246H121ZM90 248V247H89ZM88 248V249H89ZM119 248H120V245H119ZM148 248V247H147ZM84 249V248H83ZM86 249V248H85ZM98 249V247L96 248V250ZM107 249V247H106ZM19 250H22V249H19ZM25 250V249H23ZM82 250V249H81ZM94 250V249H93ZM61 251V252H60ZM84 251V250H83ZM88 251V250H87ZM90 253V251H88ZM95 252V251H93ZM106 252V251H105ZM119 252V251H118ZM107 253V252H106ZM105 254H100L98 255V257H101L103 258V260L105 261L104 264H108L109 262V256L108 254L106 255ZM147 253V252H146ZM111 254V253H110ZM120 254V253H119ZM118 254V255H119ZM122 254V253H121ZM120 254V255H121ZM81 255V254H80ZM145 255V254H144ZM147 255V254H146ZM18 256V255H17ZM20 256V255H19ZM18 256V259L21 257ZM82 256V255H81ZM89 256V255H88ZM111 257V256H110ZM76 258V257H75ZM119 258V257H118ZM17 259V258H16ZM85 259V258H84ZM90 259V258H89ZM92 259V257H91ZM112 259V258H110ZM114 260V259H112ZM77 261V260H76ZM85 261V260H84ZM191 261V260H190ZM82 262V261H80ZM79 262V263H80ZM87 262V261H86ZM91 262V260H90ZM115 263V261H112ZM77 263V262H76ZM75 264V263H74ZM81 264H85V262L81 263ZM88 264V262H87ZM91 264H97V263H93L91 262ZM117 264V263H116ZM118 264H119V261H118ZM121 264V263H120ZM126 264V263H125ZM188 264V263H186ZM192 264V262H191Z\"/></svg>", "mask_w": 264, "mask_h": 264}, {"label": "snow or ice", "instance_id": "snow-or-ice-1", "mask_svg": "<svg viewBox=\"0 0 264 264\" xmlns=\"http://www.w3.org/2000/svg\"><path fill=\"white\" fill-rule=\"evenodd\" d=\"M160 0H156V3L159 4ZM148 183H151L150 181ZM145 190H147V187H145ZM241 200H245V199H250V197H244V196H241L240 197Z\"/></svg>", "mask_w": 264, "mask_h": 264}]
</instances>
